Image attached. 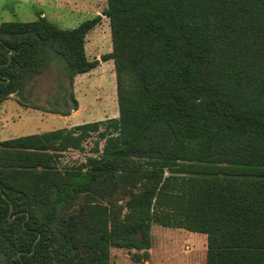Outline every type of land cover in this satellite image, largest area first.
<instances>
[{"label": "trees", "instance_id": "trees-1", "mask_svg": "<svg viewBox=\"0 0 264 264\" xmlns=\"http://www.w3.org/2000/svg\"><path fill=\"white\" fill-rule=\"evenodd\" d=\"M102 13L118 116L0 140V264H113V248L144 264L156 224L206 234L205 264H264V0ZM102 18L2 21L0 105L40 108L27 93L54 54L71 84L96 68L86 37ZM93 136L94 154L62 164Z\"/></svg>", "mask_w": 264, "mask_h": 264}, {"label": "rangeland", "instance_id": "rangeland-1", "mask_svg": "<svg viewBox=\"0 0 264 264\" xmlns=\"http://www.w3.org/2000/svg\"><path fill=\"white\" fill-rule=\"evenodd\" d=\"M107 0H0V23L4 20H32L39 11L63 27H73L81 21L102 15V21L86 37V52L90 59H100L93 70L78 74L71 84L61 56L54 54L45 73L30 86L26 101L40 108L26 107L18 100L8 99L0 107L6 120L0 122V139L16 135L41 133L83 122L118 116L117 86L114 61L102 60L112 50L109 19L102 12ZM74 92L78 107L70 93ZM70 110L68 115L51 113L45 109ZM96 137L90 138L83 150L64 152L62 164H74L94 154ZM103 141L100 142L102 147ZM205 234L153 226L151 257L144 264H205ZM134 250L112 249L113 264H142L133 259Z\"/></svg>", "mask_w": 264, "mask_h": 264}, {"label": "crops", "instance_id": "crops-1", "mask_svg": "<svg viewBox=\"0 0 264 264\" xmlns=\"http://www.w3.org/2000/svg\"><path fill=\"white\" fill-rule=\"evenodd\" d=\"M43 15H45V13H43ZM10 99H12V100H17L15 97H12V98H10ZM4 104H2V105H0V107H2ZM26 107H30V106H26ZM7 118H6V116H5V114L3 113V111H1L0 110V122H3V121H5ZM16 136H18V135H16ZM0 140H2V139H0ZM203 234V233H202ZM205 236H206V234H205ZM205 238V237H204ZM206 239V238H205Z\"/></svg>", "mask_w": 264, "mask_h": 264}, {"label": "water", "instance_id": "water-1", "mask_svg": "<svg viewBox=\"0 0 264 264\" xmlns=\"http://www.w3.org/2000/svg\"><path fill=\"white\" fill-rule=\"evenodd\" d=\"M11 53H14V50H12Z\"/></svg>", "mask_w": 264, "mask_h": 264}]
</instances>
